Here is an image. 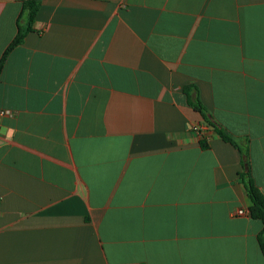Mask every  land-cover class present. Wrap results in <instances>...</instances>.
<instances>
[{
    "label": "crops",
    "instance_id": "0c3cea01",
    "mask_svg": "<svg viewBox=\"0 0 264 264\" xmlns=\"http://www.w3.org/2000/svg\"><path fill=\"white\" fill-rule=\"evenodd\" d=\"M185 87L264 195V0H40L0 69V264H264L240 153Z\"/></svg>",
    "mask_w": 264,
    "mask_h": 264
},
{
    "label": "trees",
    "instance_id": "16d2710c",
    "mask_svg": "<svg viewBox=\"0 0 264 264\" xmlns=\"http://www.w3.org/2000/svg\"><path fill=\"white\" fill-rule=\"evenodd\" d=\"M39 7L40 0H25L22 2L21 11L16 24L17 34L7 46L0 59V69L10 51L22 42L26 34L32 31V25ZM183 93L186 95L188 105L200 114L203 123L214 132L215 137L223 142L231 144L233 147L237 148L240 153L241 172L239 173V177L251 203L248 209L249 216L251 219L259 220L262 223V229L257 236V240L261 253L264 256V195L256 187L250 173L247 141L244 138H236L232 136L212 120L208 111L199 101L197 90L194 87H185ZM193 93L194 96L192 95ZM207 140L208 139L204 137L199 139L201 148L206 149L208 147Z\"/></svg>",
    "mask_w": 264,
    "mask_h": 264
},
{
    "label": "built area",
    "instance_id": "2783aa9c",
    "mask_svg": "<svg viewBox=\"0 0 264 264\" xmlns=\"http://www.w3.org/2000/svg\"><path fill=\"white\" fill-rule=\"evenodd\" d=\"M8 114H9L8 112L0 111V116H5V115H8ZM191 129L194 132L198 133V135L201 137V133H199L200 130L196 126H192ZM245 214H246V212L244 210L239 209L236 212H234L232 215L235 216V217H241V216H244Z\"/></svg>",
    "mask_w": 264,
    "mask_h": 264
}]
</instances>
